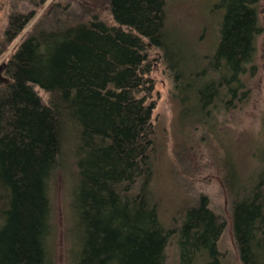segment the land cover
Instances as JSON below:
<instances>
[{"label":"trees","instance_id":"16d2710c","mask_svg":"<svg viewBox=\"0 0 264 264\" xmlns=\"http://www.w3.org/2000/svg\"><path fill=\"white\" fill-rule=\"evenodd\" d=\"M104 1L114 24L96 16L68 22L60 13L44 14L4 63L9 81L0 87V264H53L49 187L67 155L78 169L72 264H167L171 240L179 264H222L217 242L225 223L206 196L182 204L176 227L168 228L155 202L153 164L161 149L152 122L148 50L158 49L172 74L179 124L193 127L174 134L181 133L173 141L176 150L194 142L192 132L209 141L216 114L249 97L259 0H220L215 50L192 67L169 39V0ZM33 17L11 16L8 42ZM67 137L76 141L69 154L62 149ZM227 160L223 179L233 192L239 259L264 264V166L244 181ZM230 183L239 186L236 192Z\"/></svg>","mask_w":264,"mask_h":264},{"label":"rangeland","instance_id":"374dc122","mask_svg":"<svg viewBox=\"0 0 264 264\" xmlns=\"http://www.w3.org/2000/svg\"><path fill=\"white\" fill-rule=\"evenodd\" d=\"M219 3L220 0H169L166 3L165 20L169 39L178 47L181 58L190 61V67L195 65L194 62L197 66L204 63L215 50L223 15L222 10L216 8ZM54 12L60 13V17L68 22V18L85 21L96 16L114 24L104 0H47L44 4H38L35 0H0V66L8 62L38 20L44 14L51 16ZM257 12L261 30L255 40L254 73L247 77L249 97L237 108L220 110L216 114L215 129L209 141L201 142L204 141L202 135L195 136L192 132L190 136L194 142L176 150L173 141L181 133L174 134L182 126L177 120L178 108L172 98V74L164 64L161 52L152 47L148 50V77L153 81L152 100L155 102L152 122L156 129V142L161 149L153 164L155 202L159 206L162 222L168 228L176 227L173 221L178 217L177 211L182 204L184 206L200 195L206 196L210 208L225 223L217 242L222 264H241L231 228L233 192L223 179L222 165L228 159L227 164L237 170L236 177L244 181L264 166V0H259ZM30 14H34L32 20L12 42H8L5 32L10 17ZM174 53L173 50L168 51V55ZM8 81L4 70L0 71V87ZM35 89L47 102V94L38 87ZM192 128L186 125V129L182 130ZM75 145L76 141L67 137L62 149L69 154ZM77 179L75 158L67 155L49 187L53 224L49 246L53 264H72L76 259L78 248L72 230L76 227L73 199ZM230 185L236 192L239 186ZM172 241L166 250L167 264H179Z\"/></svg>","mask_w":264,"mask_h":264},{"label":"water","instance_id":"95a60500","mask_svg":"<svg viewBox=\"0 0 264 264\" xmlns=\"http://www.w3.org/2000/svg\"><path fill=\"white\" fill-rule=\"evenodd\" d=\"M4 67H5V65L2 64V65L0 66V71H3V70H4Z\"/></svg>","mask_w":264,"mask_h":264}]
</instances>
